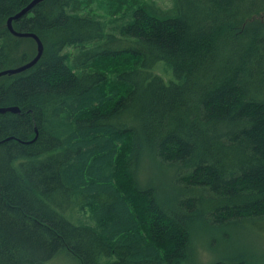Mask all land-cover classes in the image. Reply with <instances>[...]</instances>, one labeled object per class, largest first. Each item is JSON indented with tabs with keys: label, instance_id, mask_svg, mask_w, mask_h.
<instances>
[{
	"label": "trees",
	"instance_id": "obj_1",
	"mask_svg": "<svg viewBox=\"0 0 264 264\" xmlns=\"http://www.w3.org/2000/svg\"><path fill=\"white\" fill-rule=\"evenodd\" d=\"M31 1L0 0V71L37 55L8 27ZM169 1L13 21L44 52L0 77V264H185L198 228L264 220V0Z\"/></svg>",
	"mask_w": 264,
	"mask_h": 264
},
{
	"label": "rangeland",
	"instance_id": "obj_2",
	"mask_svg": "<svg viewBox=\"0 0 264 264\" xmlns=\"http://www.w3.org/2000/svg\"><path fill=\"white\" fill-rule=\"evenodd\" d=\"M158 4L169 6L171 3L169 0H158ZM24 45L31 50V44ZM159 68L165 70L163 65ZM143 173L147 180H154L163 188L172 176L166 169L154 164L152 169ZM242 256L249 258L252 264H264V220L246 221L223 228H198L193 232L191 256L185 264H211L221 260H238Z\"/></svg>",
	"mask_w": 264,
	"mask_h": 264
},
{
	"label": "water",
	"instance_id": "obj_3",
	"mask_svg": "<svg viewBox=\"0 0 264 264\" xmlns=\"http://www.w3.org/2000/svg\"><path fill=\"white\" fill-rule=\"evenodd\" d=\"M43 0H32L31 3H29L25 8H23L21 11H19L16 15L12 16L8 20V27L10 31L17 37H32L36 40L37 42V55L29 62L15 68H9V69H4L0 71V77L5 76V75H14L18 74L21 72H24L31 67H33L42 57L43 52H44V45L39 36L35 33H28V32H22V31H17L14 26H13V21L21 18L25 14H27L32 8H34L37 4L42 2ZM7 111L11 112H19L20 109L19 107L12 106V107H0V112L4 113Z\"/></svg>",
	"mask_w": 264,
	"mask_h": 264
}]
</instances>
